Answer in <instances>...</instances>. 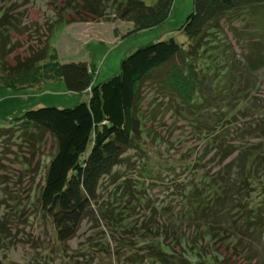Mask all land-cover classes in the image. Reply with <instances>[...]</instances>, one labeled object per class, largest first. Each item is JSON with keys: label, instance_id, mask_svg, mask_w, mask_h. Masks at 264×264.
Wrapping results in <instances>:
<instances>
[{"label": "trees", "instance_id": "obj_1", "mask_svg": "<svg viewBox=\"0 0 264 264\" xmlns=\"http://www.w3.org/2000/svg\"><path fill=\"white\" fill-rule=\"evenodd\" d=\"M99 1L92 0V6ZM111 2L114 16L132 22L133 32H138L165 24L172 0H155L152 4L143 0ZM88 10L101 13L94 8ZM250 11L256 15L264 12V0H192L191 11L176 29L177 35L185 36L184 41H178L175 33L166 31V36L125 54L118 73L99 83L93 82L86 61H58L55 54H49V47L24 58L18 57L13 65L9 64L6 56L11 47L4 41L7 34L18 30L19 24L14 21L16 16L3 12L0 16L1 85L19 90L60 79L67 91L87 94L85 101L73 106L43 105L24 109L6 122V126L0 127L2 151L19 135H24L22 140L32 142L39 134H47L54 142L38 201L42 212L50 217L57 242L64 243L76 235L83 218L92 212L93 203L98 202L101 180L113 173L127 150L140 149L144 133L148 131L145 120L151 119L142 110L141 87L147 80L156 79L158 71L163 69L164 72L156 83L170 97L169 109L184 119H192L189 123L193 121L199 131H206L207 151L213 150V156L220 151L224 152L221 159L229 155L226 154L228 144L223 140L227 136L226 123L223 124L227 120L225 107L241 102L247 104L244 101H248L251 91L260 85L259 77H264V48L251 43L245 57L235 56L223 25L233 16L240 19ZM60 26L51 29L49 35ZM253 115L244 128L252 132L248 139L257 138L258 143H243L239 147L242 155L232 159L244 169L234 174L231 163L220 161L214 174L197 173L195 180L181 188L179 209L164 211L165 223L136 228L141 232L138 234L141 245H129V248L140 250L142 255L129 253L124 261V257L117 254L120 264H205L213 257L204 253L198 245L200 242H231L236 237L238 245L245 242L243 233L252 232L253 221L254 228L264 227V202L261 207L248 210L244 204L247 201L244 190L253 186L249 175L264 171V121L258 122L261 116L258 111ZM237 147L233 144L229 148ZM1 168L0 159V180L3 178ZM144 170L147 176L152 173L146 167ZM258 174L263 177L261 172ZM257 185L263 190L264 183ZM262 195L264 200V192ZM127 196L116 189L115 203L99 205L97 210L109 229L121 231L129 225L132 206ZM135 199L140 205L144 202L141 197L135 196ZM248 211L253 214H246ZM4 221L7 223L8 219L0 218L3 225ZM192 223V231L185 233L184 228ZM2 224L0 250L7 247L6 241L11 237ZM88 244L91 241L86 239L83 247ZM113 260V264L118 262L116 258Z\"/></svg>", "mask_w": 264, "mask_h": 264}, {"label": "rangeland", "instance_id": "obj_2", "mask_svg": "<svg viewBox=\"0 0 264 264\" xmlns=\"http://www.w3.org/2000/svg\"><path fill=\"white\" fill-rule=\"evenodd\" d=\"M143 1L152 4L155 0ZM92 3V0L0 1V16L7 11V16L13 14L16 16L14 21L19 24L18 30L7 34L4 41L11 47L6 56L7 62L13 65L18 57L24 58L49 47V54H55L58 61L84 59L91 70L93 82L99 83L118 73L125 54L164 36L166 31L175 33L178 41H184L185 36L177 35L176 29L192 9V0H172L165 24L133 32L132 22L114 16L111 0H101L94 7ZM87 8L101 13H91ZM58 24L61 26L49 35ZM223 26L235 56L245 57L251 43L264 48V12L257 15L252 11L246 12L240 19L233 16ZM156 76L141 87L142 110L151 119L145 120L144 126L148 131L144 133L140 149L127 150L113 173L101 180L98 202L93 203L92 212L83 218L76 235L64 243L55 240L50 217L42 212L38 201L46 165L54 149L51 137L39 134L28 142L21 139L24 135H19L8 143L6 151L0 150L3 176L0 180V218L8 219L4 225L0 224L5 233L8 231L11 235L6 241L7 247L3 246L4 249L0 250V264H113L114 258L118 261L115 264H120L121 258L117 254L124 257V261L129 253L142 255L133 246L129 248V245H141L138 235L141 232L136 228L165 223L164 211L179 209L178 194L185 184L195 180L193 177L197 173L214 174L220 161L222 164L231 163L234 174L244 169L232 159L242 155L238 147L243 143H258L257 138L248 139L251 130L244 126L256 111L261 115L258 122L264 121V77H259L260 85L251 91L249 100L244 101L247 104L241 102L225 107L227 120L223 124L226 123L224 131L227 136L223 140L228 144L229 153H225L229 155L221 159L224 152L220 151L215 157L213 150L207 151L205 130L199 131L198 126H193V121L189 123L192 119H184L169 109L170 97L157 84L162 79L159 77L164 76L163 69ZM86 99L87 94L67 91L60 79L19 90L0 84V127L6 126V122L30 107L73 106ZM238 138H241L240 141ZM233 144L238 147L230 150ZM145 167L152 170L148 176ZM260 172L262 178L258 174ZM249 178L253 186L244 190L247 210L261 207V202H264V187L262 190L257 185L264 183V171L252 172ZM116 189L128 195L129 206H132L128 215L129 225L121 231L109 229L97 210L106 202L115 203L113 195ZM135 196L143 198L144 202L140 205ZM246 214L253 213L248 211ZM254 223L250 226L252 232L243 233L245 242L241 241L238 245L236 237L231 242H200L198 245L205 250L204 253L213 257L205 264H264V227H256L257 230ZM192 228L193 223L186 226L185 233ZM86 239L91 244L84 248ZM14 241L16 243L12 244ZM65 251L67 254H64Z\"/></svg>", "mask_w": 264, "mask_h": 264}, {"label": "crops", "instance_id": "obj_3", "mask_svg": "<svg viewBox=\"0 0 264 264\" xmlns=\"http://www.w3.org/2000/svg\"><path fill=\"white\" fill-rule=\"evenodd\" d=\"M70 61H72V60H70ZM73 61H75V60H73ZM77 61V60H76ZM78 61H85L84 59H80V60H78ZM61 62H69V61H61ZM75 94V93H74Z\"/></svg>", "mask_w": 264, "mask_h": 264}, {"label": "bare ground", "instance_id": "obj_4", "mask_svg": "<svg viewBox=\"0 0 264 264\" xmlns=\"http://www.w3.org/2000/svg\"><path fill=\"white\" fill-rule=\"evenodd\" d=\"M10 42V41H9ZM239 148V147H238ZM241 149V148H240ZM197 156H199V155H197ZM198 159V158H197Z\"/></svg>", "mask_w": 264, "mask_h": 264}]
</instances>
